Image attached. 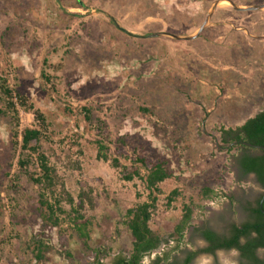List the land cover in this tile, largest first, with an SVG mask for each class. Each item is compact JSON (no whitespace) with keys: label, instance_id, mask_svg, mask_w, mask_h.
<instances>
[{"label":"rangeland","instance_id":"obj_1","mask_svg":"<svg viewBox=\"0 0 264 264\" xmlns=\"http://www.w3.org/2000/svg\"><path fill=\"white\" fill-rule=\"evenodd\" d=\"M193 1L0 0V79L13 92L19 129L38 127L42 113L41 149L74 200L82 190L91 200L80 210L89 221L87 247L67 216L57 227L43 224L38 188L24 173L36 166L18 167L19 147L11 145L13 126L0 98V264H89L97 249L109 264L114 254L129 252L124 214L147 201V191L139 179L125 181L120 168L96 158L97 139L120 165L143 156L165 160L171 172L159 184L149 222L162 242L142 264L163 253L181 262L191 252L189 264L238 263L234 249L206 252L197 229L221 233L240 223L244 204L263 191L236 166L241 152L259 151L237 146L232 135L222 140L221 131L236 130L264 109V7L234 8L264 0H219L218 24H239L247 34L229 29L182 44L171 34L195 33L184 31L199 13ZM205 187L212 198L202 196ZM173 189L178 196L167 203ZM184 204L192 217L178 241L173 230ZM33 236L51 245L39 262L31 253Z\"/></svg>","mask_w":264,"mask_h":264},{"label":"trees","instance_id":"obj_2","mask_svg":"<svg viewBox=\"0 0 264 264\" xmlns=\"http://www.w3.org/2000/svg\"><path fill=\"white\" fill-rule=\"evenodd\" d=\"M41 76L45 79L48 78L44 70H41ZM12 94L13 92L6 84L5 79H0V98L5 108L4 113L10 115L9 118L13 126L11 145L13 149L19 147L17 165L23 170L30 164L36 166L34 171H24V173L28 180L38 188L36 202L37 208L40 210V218L44 225L57 227L67 216L75 233L83 239L84 245L87 247L89 221L84 219L80 210L87 199L91 204L89 192L80 191L75 201L66 191L63 183L59 180L56 169L50 164L47 154L41 149V128L45 127L43 114L37 111V117L41 123L38 127L19 129V113ZM15 96L19 100V105L24 106L21 100L22 96L19 94H15ZM83 109L87 111L85 107ZM86 118L89 119V116L86 115ZM221 133L224 141L227 135H232V140H237L239 143L246 142V144L260 149L261 153L256 155H242L238 159V164L244 173H253L258 183L264 187V109L245 120L236 130L227 129L222 130ZM95 144L97 159L109 161L110 166L114 169L120 168V175L125 181L139 179L147 191V201L127 208L124 214V223L132 237L129 252L127 254L116 253L109 261V264H142L144 257L156 250L162 242L160 236L150 228L149 222L155 210L156 195L161 193L159 184L170 178L171 172L165 160L159 159L152 163L143 156L134 157L128 167L120 165L116 156L108 157V147L102 140H95ZM142 170L145 171L143 175ZM201 194L207 199L213 197L212 191L208 187H205ZM177 196L178 191L171 190L166 196L167 203L172 202ZM260 199L261 196L256 201V207L250 209V220L241 224L240 227L232 225L231 235L228 239L219 241V238L210 229L200 230V234L211 244L205 248V251L212 253L216 248H233L238 250L240 257L244 260L239 264H264V259L258 258L256 255L259 248L264 249V197L261 202ZM63 204L69 206V211L64 209ZM191 217L192 209L187 204L182 205L181 217L173 230L178 241L183 239V231L190 225ZM30 241L32 256L39 262L50 251L51 245L37 236L31 237ZM194 254L191 252L181 262H178L169 261V254L163 253L152 259L150 264H189ZM67 255L70 256L68 253ZM89 264H103L98 249L95 250V257Z\"/></svg>","mask_w":264,"mask_h":264},{"label":"crops","instance_id":"obj_3","mask_svg":"<svg viewBox=\"0 0 264 264\" xmlns=\"http://www.w3.org/2000/svg\"><path fill=\"white\" fill-rule=\"evenodd\" d=\"M207 1L208 0H194L193 1L194 4L199 5L200 8L197 10V11H199V13L196 16H193L192 14H190V16H193L195 18H191L189 16L190 18H189L188 24H186V28H184V31L189 32L190 30L194 29L193 31L196 30L195 33H193L191 35L189 34L188 36L187 35H177L176 36V35L172 34V35H174L173 36L174 38L181 39L180 42L182 44H188V43L190 44V42H189L190 40H192L193 38H195L199 35H202L204 33L211 34L212 32H214L217 35L214 38H219L220 36L224 35L229 29L236 30V31H243L241 28H239V26H238L239 24H237V25H234L233 23L218 24L217 20H219L221 13L216 14V10L218 9V3H220V2H219V0H214L217 2V3L215 2L214 8L213 9H211V8L205 9L204 6H205ZM237 5H239L237 7H243L242 6L243 4H237ZM237 11L242 12L244 10H237ZM198 22H199V24L197 25ZM179 27H185V26H179ZM199 28H201V30L198 32ZM243 33H245V32L243 31ZM245 34H247V33H245Z\"/></svg>","mask_w":264,"mask_h":264},{"label":"flooded vegetation","instance_id":"obj_4","mask_svg":"<svg viewBox=\"0 0 264 264\" xmlns=\"http://www.w3.org/2000/svg\"><path fill=\"white\" fill-rule=\"evenodd\" d=\"M232 143H235L237 146H239V147H242V148H244V149H257L258 151H259V153H261V151H260V149L259 148H255L254 146H250L248 143L246 144V142H242V143H239L237 140H232ZM259 153H249V152H241V154L240 155H238V157H237V160H236V166H237V170H238V172L239 173H241L242 175H252L254 178H255V176H254V174L253 173H244L243 171H242V169L240 168V166H239V164H238V159L242 156V155H244V154H249V155H256V154H259ZM255 180H256V178H255ZM256 182L258 183V181L256 180ZM259 184V183H258ZM259 186L262 188V192H261V194L259 195V197L261 196V199H262V197H263V192H264V187L263 186H261L260 184H259ZM259 197H257L254 201H252V202H248V203H245L244 205H245V209H244V212H246V219L245 220H243V221H241L240 223H238V224H236V223H229L228 225H227V228L223 231V232H217V231H214L211 227H201L200 229H197L198 231H199V237L201 238V240H203L204 241V243H205V248H207V247H209V246H211V244H210V242H208L201 234H200V230H204V229H210L212 232H214L215 233V235L219 238V241H222V240H224V239H228L229 237H230V235H231V228H232V225H237L238 227H240L241 226V224H243L244 222H246V221H248V220H250V209H252V208H255L256 207V201H257V199L259 198ZM261 199H260V202H261ZM259 207H261V205L259 204ZM231 249V248H230ZM233 249V248H232ZM262 250L263 251V257H261V256H259L258 255V253H257V251L258 250ZM218 250H229V249H225V248H216L213 252H215V251H218ZM234 250H236V249H234ZM257 251H256V255H257V257L258 258H263L264 259V249L263 248H259ZM237 252H238V250H236ZM212 252V253H213ZM189 254V253H188ZM187 254V255H188ZM238 257H239V261H238V263L237 264H239L241 261L242 262H244V260L240 257V254H239V252H238ZM192 260V259H191Z\"/></svg>","mask_w":264,"mask_h":264},{"label":"water","instance_id":"obj_5","mask_svg":"<svg viewBox=\"0 0 264 264\" xmlns=\"http://www.w3.org/2000/svg\"><path fill=\"white\" fill-rule=\"evenodd\" d=\"M262 7H264V4L263 5H258V6L235 7V9H237V10H256V9L262 8ZM201 28H199L198 32L201 30ZM171 36H174V35L171 34ZM263 197H264V192H263ZM263 197H262L261 201L263 200Z\"/></svg>","mask_w":264,"mask_h":264}]
</instances>
